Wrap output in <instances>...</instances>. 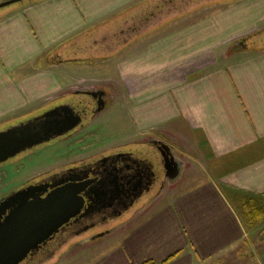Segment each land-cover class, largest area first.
Wrapping results in <instances>:
<instances>
[{
  "label": "crops",
  "instance_id": "0c3cea01",
  "mask_svg": "<svg viewBox=\"0 0 264 264\" xmlns=\"http://www.w3.org/2000/svg\"><path fill=\"white\" fill-rule=\"evenodd\" d=\"M169 4L25 0L0 13V125L86 86L84 67L111 63L138 132L161 137L199 171L84 264H202L264 227V51L230 47L264 29V0L209 1L184 13ZM48 54L65 61L48 63ZM262 243L243 264H264Z\"/></svg>",
  "mask_w": 264,
  "mask_h": 264
},
{
  "label": "rangeland",
  "instance_id": "374dc122",
  "mask_svg": "<svg viewBox=\"0 0 264 264\" xmlns=\"http://www.w3.org/2000/svg\"><path fill=\"white\" fill-rule=\"evenodd\" d=\"M3 1L4 0H0V3ZM213 1L225 2L228 0ZM17 4L19 3L0 8V13ZM261 31H264V29L258 30L257 32ZM257 32H255V34H257ZM248 40V46L250 48L257 46L264 51V32ZM108 65L109 66L106 64H96L92 66V68L91 66H88L89 68L84 67L82 72L79 73H82V76L89 77L86 86L76 87L71 90L70 93L64 94L66 96L76 95V93H74L76 90L104 88L107 94H109L107 108L94 116V119L91 121H86L88 123L71 136L65 137L60 141H50L47 144L32 148L18 155L8 164H1L0 199L9 195L11 191L20 187L22 183L34 180L41 174L63 167L71 161L89 158L91 155L95 157L99 155V153H104L118 147L136 146L140 141L151 137L154 139H162L157 135H153L151 132L143 134L138 132V127L132 123L130 117L126 114L124 106L125 100L122 98L119 91L116 90V86L110 81L115 80L116 73L112 68H109L111 63ZM104 66L107 69L104 70L102 68ZM78 74H74L76 78L81 76ZM104 75L106 76L104 77ZM59 98H56L53 102L46 105L44 110L58 104L59 102L57 99ZM37 114L38 113H34V115ZM34 115H26L19 120L27 119ZM14 122L15 121H13V123ZM5 126L0 125V129ZM173 152L177 157H180L179 149L173 148ZM183 166L185 167V169L183 168L185 170L183 174L176 180L170 183L168 182L161 195L153 202L144 204L134 211L132 208L129 212L119 217L114 226H112L111 223L103 225L102 229L104 230L113 227L112 232L96 240L84 241L81 238L71 239L67 243L57 247L52 256L42 258L37 264H84L97 253L110 249L120 242L121 237L119 236L121 228L133 215L147 211L152 204L156 203V205L159 206L163 203L165 204V202L171 198L170 196L180 191L185 186L192 184L191 182H194V179L196 180L195 177H198L199 171L197 172V170L193 168L191 170L186 169L188 166L187 162H183ZM145 199L146 197L143 198V200ZM136 206L137 204L134 207ZM259 229L260 228H255L253 232L248 233L247 240L237 246V248L229 249L218 256L204 261L202 264H243L247 260L249 253L257 252L263 246V243L259 241Z\"/></svg>",
  "mask_w": 264,
  "mask_h": 264
},
{
  "label": "water",
  "instance_id": "95a60500",
  "mask_svg": "<svg viewBox=\"0 0 264 264\" xmlns=\"http://www.w3.org/2000/svg\"><path fill=\"white\" fill-rule=\"evenodd\" d=\"M25 0H4L0 8L21 3ZM234 50L248 49L247 38L234 40ZM100 100L94 114L107 105V92L99 88ZM74 93H91L76 90ZM82 122V116L69 103H59L37 115L17 121L0 129V165L40 145L68 135ZM163 160L166 180H176L182 171V161L174 154L171 146L163 139H154ZM128 177V176H127ZM102 181V180H101ZM99 181L98 183H100ZM136 189L141 182H133ZM79 181L63 180L24 186L0 199V264H20L28 255L44 245L60 228L84 207L85 197L89 204L84 211H90L100 201L101 193L94 186L87 188L88 197L82 194ZM127 184L122 185L123 190ZM132 186V184H131ZM48 187L50 190L48 191ZM128 187V186H127ZM96 188V187H95ZM129 189L126 188L125 191ZM143 191L130 201L132 205ZM44 194V196H42ZM128 205V206H129ZM127 208V207H126ZM110 233V230L95 234L96 240Z\"/></svg>",
  "mask_w": 264,
  "mask_h": 264
},
{
  "label": "flooded vegetation",
  "instance_id": "af4514ba",
  "mask_svg": "<svg viewBox=\"0 0 264 264\" xmlns=\"http://www.w3.org/2000/svg\"><path fill=\"white\" fill-rule=\"evenodd\" d=\"M99 90V88L89 89L91 93H76V95H65L57 99L59 103L73 105L82 116V122L68 135L60 137L55 141H60L65 137L71 136L84 127L86 123L94 119V116L97 115L94 113L100 100ZM105 97L107 98L108 105L109 94H106ZM158 146L154 138L151 137L140 141L136 146L118 147L104 153H99L95 157L91 155L92 157L90 156L89 158L71 161L63 167L41 174L34 180L22 183L20 187L13 190L16 191L31 184L76 180L82 183L79 189L82 190L84 197L85 194L88 197L90 196L86 191L90 186H94V190H98L101 193L100 201L94 204L88 212L84 211L85 207L89 204L87 197H85L81 214L71 218L52 238L33 252V254L28 255L20 264H37L42 258L52 256L57 247L74 238L90 241L95 234L107 231L102 229L103 225L111 223L114 226L116 220L132 208L134 211L138 207L151 203L159 197L168 181L165 177L163 160L157 149ZM99 181L101 182L98 183ZM138 181L141 184L136 189H133V182ZM125 184L128 186H126L129 189L128 191H125L126 188L124 190L122 188V185ZM141 186L143 188L141 195L134 200L132 205H129L130 201L135 197L134 195L137 196L139 193ZM49 190L50 188L48 187ZM144 197H146L145 200H143ZM136 204L137 206L134 207ZM112 228L108 230L112 232Z\"/></svg>",
  "mask_w": 264,
  "mask_h": 264
},
{
  "label": "trees",
  "instance_id": "16d2710c",
  "mask_svg": "<svg viewBox=\"0 0 264 264\" xmlns=\"http://www.w3.org/2000/svg\"><path fill=\"white\" fill-rule=\"evenodd\" d=\"M209 1H213V0H202V1H200V0H169V2H170L169 5L171 6L172 13L173 12L184 13V12H190V11L200 7V6H204ZM126 21L128 22V24H130V20H126ZM122 28H123L124 32H126V30L128 29V27H126L125 25ZM262 32H264V31L258 32L257 34L262 33ZM246 38H249V37H246ZM252 49H258V47H254ZM54 53H55V51H54ZM48 55H49L48 63H60V62L65 61L61 57L56 56L55 54L54 55L48 54ZM53 141H55V140H53ZM13 159H11V160H13ZM11 160L6 162L5 164H8ZM255 214L258 215V212L255 211ZM259 233H260L259 234V241L264 242V227L260 230ZM170 259H171V257H169V259H167L161 263L148 261V262H145L144 264H165Z\"/></svg>",
  "mask_w": 264,
  "mask_h": 264
}]
</instances>
